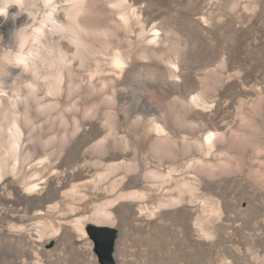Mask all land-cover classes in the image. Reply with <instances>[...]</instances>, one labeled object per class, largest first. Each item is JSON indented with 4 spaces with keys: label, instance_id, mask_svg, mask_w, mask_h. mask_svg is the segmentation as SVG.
Listing matches in <instances>:
<instances>
[{
    "label": "bare ground",
    "instance_id": "1",
    "mask_svg": "<svg viewBox=\"0 0 264 264\" xmlns=\"http://www.w3.org/2000/svg\"><path fill=\"white\" fill-rule=\"evenodd\" d=\"M131 6L128 0H0V177L6 159L14 156V169L26 175L19 195L28 202L46 191L43 173L53 174L55 164L81 161L96 170L93 182L110 176L108 194L131 202L137 216L145 195L156 193L169 211L171 226L191 232L201 213L195 204L196 185L212 202L217 186L230 185L245 169L251 189L243 203L261 216L264 159L256 154L264 153V132L255 121L263 123L264 112L255 106L234 116L221 114L220 97L210 100L208 95L214 89L205 80L213 76L212 60L202 58L208 50L195 42L199 29L190 26L181 46L168 40L163 15H155L140 30V15ZM179 16L189 21L199 15ZM33 52L41 56L46 71L35 67L29 73ZM191 80L197 83L189 86ZM213 80L214 86L221 82L219 76ZM165 98L177 108L162 107ZM74 106L69 126L61 127L63 118L55 129L47 123L46 110ZM6 116L11 117L9 140L3 134L9 125ZM129 118L134 121L125 135ZM31 123H44L46 129L33 137ZM244 127L247 132L240 131ZM146 147L150 157L139 153ZM191 152L201 157L193 166L183 161ZM253 162L261 164L259 169ZM121 171L127 175L117 177Z\"/></svg>",
    "mask_w": 264,
    "mask_h": 264
},
{
    "label": "rangeland",
    "instance_id": "2",
    "mask_svg": "<svg viewBox=\"0 0 264 264\" xmlns=\"http://www.w3.org/2000/svg\"><path fill=\"white\" fill-rule=\"evenodd\" d=\"M128 1L137 12L135 15H140L137 19L140 30L147 29L154 22L155 15H163L170 29V42H180L183 46L189 28L199 29L202 41L195 42H203L199 46H204L209 56L202 58L212 60L209 69L221 80V85L216 82L214 86L213 76L205 77L214 88L208 92L210 100L220 97L221 114L229 112L234 116L241 109L248 111L255 106L259 112H264V0ZM179 15L199 16L187 21ZM31 59L33 67L27 64V70L32 72L38 67L41 68L38 70H47L45 63L39 61L41 56L37 57L33 52ZM31 72L32 75L35 73ZM196 83V80H191L189 86ZM103 91L109 94V86H105ZM160 104L166 109L177 108L171 98H165ZM60 110L53 108L44 113L50 116L47 123L54 125V129L60 127L61 118L66 119L61 127L69 126L70 115L76 111V106ZM7 116L3 120L9 124L11 117ZM132 121L133 118L126 121V128H129L125 135L132 127ZM255 123L257 129L264 132V122ZM30 125L34 128L30 130L33 137L46 129L44 123ZM7 128L4 130L7 133L3 134L9 140L12 125H7ZM240 131L247 132L248 127ZM0 150L2 156L1 144ZM139 153L150 157L147 147ZM225 156L221 155L220 159L224 161ZM13 157L6 159L0 177V264H98L93 244L85 234L88 224L108 226L118 231L114 264H228L234 259L236 264H264V214L260 212L263 217L261 214L256 216L243 203L250 199L251 189L245 169L242 174L232 177L233 181H229L231 186H217L213 204L207 201L201 185H196L195 204L201 213H197L198 225L190 232L171 226L167 217L169 211L162 206L161 197L156 193L145 195L141 215L137 216L130 207L131 202L115 201L108 194L107 186L112 181L110 176L106 175L98 184L93 182L96 170L91 164L81 161L65 166L55 164L53 174L48 175V170L43 173L47 180L43 195L47 194L24 202L19 192L26 175H19L18 169H14ZM256 157L264 159V153H257ZM246 159L245 164H248ZM200 160L198 154L191 152L183 161L193 166ZM260 165L259 162L252 163V167L257 169ZM119 173L121 177L127 175L121 171L117 177ZM182 193L187 197L184 190ZM108 202L111 203L106 205ZM254 256L257 260L253 262L251 257Z\"/></svg>",
    "mask_w": 264,
    "mask_h": 264
},
{
    "label": "water",
    "instance_id": "3",
    "mask_svg": "<svg viewBox=\"0 0 264 264\" xmlns=\"http://www.w3.org/2000/svg\"><path fill=\"white\" fill-rule=\"evenodd\" d=\"M85 234L93 244L98 264H114L113 253L118 231L108 226L88 224Z\"/></svg>",
    "mask_w": 264,
    "mask_h": 264
}]
</instances>
